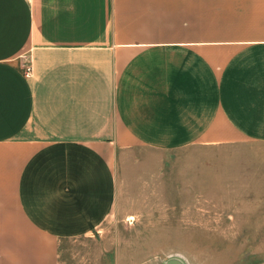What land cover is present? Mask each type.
Returning <instances> with one entry per match:
<instances>
[{
  "label": "crops",
  "instance_id": "0c3cea01",
  "mask_svg": "<svg viewBox=\"0 0 264 264\" xmlns=\"http://www.w3.org/2000/svg\"><path fill=\"white\" fill-rule=\"evenodd\" d=\"M143 150L181 151L185 197L228 199L181 229L264 264V0H0V264H124L112 231L151 222L119 188ZM205 150L227 189H203Z\"/></svg>",
  "mask_w": 264,
  "mask_h": 264
},
{
  "label": "rangeland",
  "instance_id": "374dc122",
  "mask_svg": "<svg viewBox=\"0 0 264 264\" xmlns=\"http://www.w3.org/2000/svg\"><path fill=\"white\" fill-rule=\"evenodd\" d=\"M181 157L179 150H143L135 153L129 159V165L124 166L119 182L122 205L127 211L135 209L149 213L151 218L149 224L137 228L128 220L127 229L112 231L118 234V245L113 243L111 247L119 248L121 240L124 264H180L181 259L187 260L188 264H221L219 247L233 245L226 238L231 231L181 229V216L184 218L187 213L189 216L193 207H202L204 221L208 222L213 220L212 210L228 201L227 198L206 195L202 198L185 197V190L190 187L185 182L187 167ZM201 157L199 168L202 173L199 177L203 189H227V156L205 150ZM214 216L219 217L218 214ZM195 233H198L197 238ZM234 244L243 247L238 242Z\"/></svg>",
  "mask_w": 264,
  "mask_h": 264
},
{
  "label": "built area",
  "instance_id": "2783aa9c",
  "mask_svg": "<svg viewBox=\"0 0 264 264\" xmlns=\"http://www.w3.org/2000/svg\"><path fill=\"white\" fill-rule=\"evenodd\" d=\"M32 72H33V67L31 64H28L25 66V76L26 77H30L32 75Z\"/></svg>",
  "mask_w": 264,
  "mask_h": 264
}]
</instances>
